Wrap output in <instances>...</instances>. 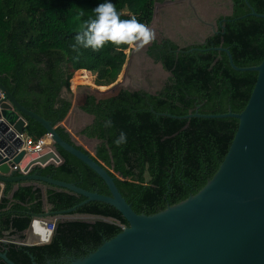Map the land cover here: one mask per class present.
I'll use <instances>...</instances> for the list:
<instances>
[{"label": "trees", "instance_id": "1", "mask_svg": "<svg viewBox=\"0 0 264 264\" xmlns=\"http://www.w3.org/2000/svg\"><path fill=\"white\" fill-rule=\"evenodd\" d=\"M164 1L111 0V3L121 19L135 16L149 26L155 5ZM246 1L255 13L264 15V0H231L232 15L225 18L205 45L178 50L168 41L152 42L148 56L168 70L176 66L173 76L156 95L138 93L130 99V94L121 90L120 97L112 96L93 106L97 112L95 120L83 133L105 140L103 147L115 159L114 169L120 177L111 174L115 185L136 214L153 215L195 195L222 163L237 130L236 119L172 116L184 117L196 109L202 115L238 114L246 106L257 74L233 70L226 53L210 50L228 49L239 68L261 63L264 19L248 15ZM102 2L0 0V84L13 92L21 106L57 125L61 138L84 153L87 152L59 127L71 107L63 91L70 94L72 82L90 84V78L101 90L113 85L125 64L128 47L109 43L98 51L72 50L81 25L94 18L92 11ZM107 121L112 126H105ZM24 130L33 139L46 134L41 125L29 118ZM121 132L126 134V142L117 146L115 141ZM98 151L95 160L99 163ZM58 153L61 164L38 168L41 176L109 195L103 181L86 165L63 150ZM14 186L8 184L0 200V241L24 240L31 215L45 213L46 206L61 211L84 201L82 196L43 183H31L12 191ZM76 213L111 218L119 225L101 220L58 221L49 244L31 247L0 244V252L14 264L78 259L121 232L120 225H127L114 208L99 202L87 203ZM0 264L6 263L0 259Z\"/></svg>", "mask_w": 264, "mask_h": 264}, {"label": "water", "instance_id": "2", "mask_svg": "<svg viewBox=\"0 0 264 264\" xmlns=\"http://www.w3.org/2000/svg\"><path fill=\"white\" fill-rule=\"evenodd\" d=\"M246 5L248 15L264 19L247 1ZM210 50L226 53L233 70L257 75L249 100L238 114L202 115L196 109L184 117L172 116L174 119L232 118L238 121L222 163L198 193L156 214H136L118 191L114 177L95 157L64 141L56 131L57 125L21 106L13 92L0 84L4 96L0 99V200L8 184H15L12 190L15 191L20 186L43 183L82 196L84 201L70 209L32 214V220L55 223L101 220L118 224L111 218L76 213L79 207L90 202L109 205L120 213L127 222L126 226L120 225L121 232L95 251L68 264H264V58L257 66L239 68L234 65L228 49ZM26 118L41 125L45 135L50 137L51 146L44 154L29 156L24 151L17 152L22 141L16 135L24 133ZM49 149L58 156V150H63L86 165L103 181L109 195L41 176L37 171L41 166H58L49 162L50 158L55 159ZM97 151L96 147L95 156ZM31 235L30 223L25 241L15 238L14 242L2 240L0 244L37 246L36 238L32 240ZM0 259L14 264L5 253L0 252Z\"/></svg>", "mask_w": 264, "mask_h": 264}, {"label": "rangeland", "instance_id": "3", "mask_svg": "<svg viewBox=\"0 0 264 264\" xmlns=\"http://www.w3.org/2000/svg\"><path fill=\"white\" fill-rule=\"evenodd\" d=\"M160 4L155 5L156 12H159V9L161 8ZM176 13V11H173L171 8L167 7L159 17V25L162 26L161 20L163 19H167V21L169 20V22L172 24L175 23V21H177ZM157 40V42H153L162 43L164 41L159 39ZM151 44L145 46L140 51H135L129 46L127 47L125 64L113 85L105 87V89L101 90L95 85L92 86L93 84L90 85L89 83L72 82L70 87L71 93L69 94L65 90L63 91V95L71 101V107L67 116L61 122L62 124L59 127H62L70 134L72 140L77 146L81 147L95 158L96 156L94 150L96 147L99 148L98 152L101 155L100 160H102V162L106 165L109 172L118 178L120 177L114 169L115 159H113L111 153L107 151V147H103L106 146L104 145L105 140L84 137L85 135H80V130L85 126L88 127L93 124L95 115L97 113L95 110H93V106L100 105L103 101L105 102L106 97L115 96V98H118L121 96V90L129 93L130 99L131 96L138 93L149 94L153 96L161 91L162 88L168 83L169 78L173 76L172 70L176 66L168 70L160 61L150 58L147 54V50ZM126 78H128V81H126ZM86 88L92 89V91H87ZM76 95L78 97L75 101L73 100V96ZM97 159H99V157H97ZM37 185L43 191L45 190L44 186L39 184ZM32 229H34V232H38L42 228L37 224H34Z\"/></svg>", "mask_w": 264, "mask_h": 264}, {"label": "crops", "instance_id": "4", "mask_svg": "<svg viewBox=\"0 0 264 264\" xmlns=\"http://www.w3.org/2000/svg\"><path fill=\"white\" fill-rule=\"evenodd\" d=\"M168 1L169 0H166L160 4L161 8L159 9V12H156V8H154L153 19L149 27L156 34L154 41L157 42V39L168 41L175 44L178 49L194 47L197 45H205L206 40L215 35V32L218 31L225 18L232 15L231 0ZM167 7L177 12V21L172 24L169 22V20L167 21V19H163L161 20V26L159 25V17ZM126 81H128V78H126ZM90 85H92L91 78ZM86 90L92 91V89L88 88H86ZM77 97V95L73 96V100L76 101ZM110 97L112 96H108L106 98ZM85 129L86 126L80 130V135H85V133H83ZM84 137L88 138L86 135ZM98 161L107 169L106 165L102 162V160H100V158Z\"/></svg>", "mask_w": 264, "mask_h": 264}, {"label": "clouds", "instance_id": "5", "mask_svg": "<svg viewBox=\"0 0 264 264\" xmlns=\"http://www.w3.org/2000/svg\"><path fill=\"white\" fill-rule=\"evenodd\" d=\"M92 12L94 18L84 21L74 38V52L79 53L80 49L98 51L109 43L117 47L128 45L133 50L140 51L155 40V32L135 16L121 19L111 0L99 3ZM105 126H112L111 121H107ZM125 142L126 134L121 132L115 143L120 146Z\"/></svg>", "mask_w": 264, "mask_h": 264}, {"label": "built area", "instance_id": "6", "mask_svg": "<svg viewBox=\"0 0 264 264\" xmlns=\"http://www.w3.org/2000/svg\"><path fill=\"white\" fill-rule=\"evenodd\" d=\"M3 94L0 92V99H3ZM17 138H19L22 141V145L21 147L17 150V152L20 151H24V153L26 155H41L44 154V151L46 148H49L51 146V140L50 137L48 135H44L38 139H33L31 137H28L25 135V133L20 134V135H16ZM51 150L49 149V152ZM51 153H53L54 158H50L49 162L53 163L55 165H59L61 164V159L58 155H56L54 152L51 151ZM44 166H41V168H43ZM21 172L23 174H25V172H23V170L21 169ZM34 224H37L38 226H40L43 229V232L41 235V237H35L36 241L35 244L37 246L39 245H47L49 244L52 235L54 233L55 230V221H47V220H39V219H34L31 221V233L34 232L33 226ZM35 235V233H33Z\"/></svg>", "mask_w": 264, "mask_h": 264}, {"label": "flooded vegetation", "instance_id": "7", "mask_svg": "<svg viewBox=\"0 0 264 264\" xmlns=\"http://www.w3.org/2000/svg\"><path fill=\"white\" fill-rule=\"evenodd\" d=\"M159 44V43H157ZM149 58V57H148ZM49 211H53L52 210V207L50 206H46L45 207V212H49ZM71 259L68 258V259H63V260H58L56 262H51V261H46L45 264H68L67 262L70 261Z\"/></svg>", "mask_w": 264, "mask_h": 264}, {"label": "bare ground", "instance_id": "8", "mask_svg": "<svg viewBox=\"0 0 264 264\" xmlns=\"http://www.w3.org/2000/svg\"><path fill=\"white\" fill-rule=\"evenodd\" d=\"M42 232H43V229H41V230H40V231H38V232H37V231H35V232H32V233H35L36 237H38V238H39V237H41V235H43V234H42ZM32 235H34V234H32ZM31 239H32V240H34V239H35V237H34V238H31Z\"/></svg>", "mask_w": 264, "mask_h": 264}]
</instances>
